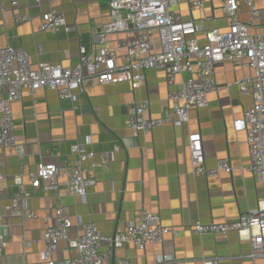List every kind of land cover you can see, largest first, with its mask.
I'll return each mask as SVG.
<instances>
[{"label": "crops", "instance_id": "0c3cea01", "mask_svg": "<svg viewBox=\"0 0 264 264\" xmlns=\"http://www.w3.org/2000/svg\"><path fill=\"white\" fill-rule=\"evenodd\" d=\"M110 1L53 0L72 29L52 33L39 30L47 10L45 0L40 5L35 0H17L18 15L27 18L19 24L11 0H0V48H22L33 68L40 63L75 68L80 47L91 57L99 54L95 34L111 21ZM203 1L202 9L192 8L188 0H178L170 9L183 20L195 22L200 45L206 43L202 30L226 32L230 25L221 0ZM246 1L239 0V20L249 25L250 34L264 35V0H254L258 15L253 20ZM155 39L158 42L157 33ZM122 40L131 38L110 36L113 45ZM124 53L125 49L117 60L119 66L125 64ZM253 74L251 69L235 67L229 61L218 64L214 74L217 91L208 95L206 109L190 111L189 121L179 128L167 124L137 136L126 124L133 108L148 102L145 117L163 118L171 106L170 93L181 89V78L168 86L164 71L151 69L145 72L146 85L134 90L128 82L101 85L91 77L77 92L75 103L61 98L55 90L42 89L34 96L23 90L21 99L11 104V134L17 144L25 146L26 157L22 168L11 149L3 150L0 207L4 210L12 205L20 190L16 179L22 189L31 191L30 173H35L41 163L73 162L71 147L80 144L95 153L88 168L96 184L87 190L83 201L70 194L65 176L59 178L61 203L73 226L72 238L83 234L89 223H94L103 236L123 233L142 210L159 214L164 226L179 231L176 236L167 235L161 243L147 244L144 250L128 244L115 250L105 264H121L124 260L127 264H203L205 258L215 256L221 259L219 264H264V259L248 257L251 245L236 232L227 236L192 232L197 223H232L264 208L263 192L248 171L251 155L246 132L235 129V121L253 107L252 97L243 95L236 83ZM194 132L202 135L206 168L217 170L219 162L227 160L232 174H193L187 145ZM107 155L110 162L103 167ZM59 204L52 193L38 191L25 200L23 217L5 211L3 234L8 245L3 264H47L40 259L45 249L44 224L48 217L49 224L55 225L54 209ZM31 213L37 218H28ZM102 251L109 248L104 245ZM77 254L62 241L55 264H65Z\"/></svg>", "mask_w": 264, "mask_h": 264}, {"label": "built area", "instance_id": "2783aa9c", "mask_svg": "<svg viewBox=\"0 0 264 264\" xmlns=\"http://www.w3.org/2000/svg\"><path fill=\"white\" fill-rule=\"evenodd\" d=\"M41 4L44 0H35ZM222 11L230 21L229 29L221 32L218 29L203 31L206 43L200 45L196 35L199 29L194 21H185L171 13L170 9L178 0H111V21L97 30L95 37L99 41V54L91 57L84 47L79 48V62L75 68L61 65L40 63L36 68L31 66L29 55L22 48L7 45L0 48V182L4 177L5 157L3 150L11 149L24 167L26 157L25 146L17 144L11 134L13 118L11 104L22 97L23 90L31 96L42 89L55 90L61 98L75 103L87 78L94 77L98 83L117 84L128 82L134 90L146 85L145 72L151 69L164 71L167 85L175 84L181 78V89L170 93L171 106L165 116L159 119H147L148 102H140L132 110V116L126 124L137 136L152 132L154 129L171 124L181 127L189 121L192 110H203L208 107V95L217 91L214 81L216 66L229 61L235 67L249 68L253 76L236 83L243 95L251 96L253 107L244 112L243 117L235 121V129L245 131L250 148L251 163L248 171L254 176L263 192L264 203V35H252L249 25L239 20V0H221ZM47 10L42 14L41 32L57 33L61 28L70 31L65 15L59 12L53 0H45ZM194 9L204 7L203 0H188ZM247 6L253 20L258 15L254 0H247ZM11 7L16 13V22L22 23L26 17L18 15L17 0H11ZM3 8L0 7V15ZM158 34V42L155 34ZM123 34L129 41H119L113 45L110 36ZM122 58L125 64L119 66L117 60ZM118 150V148H116ZM187 150L191 169L197 176H219L221 172L232 174L227 160L219 162L217 170L209 171L205 165L203 138L199 132L189 135ZM55 156H59L54 151ZM74 161L61 163H41L35 173H30L31 191L22 189L21 181L16 179L19 192L12 200V205L4 210L0 207V264H3V253L8 245L3 234V218L5 211L12 216L23 217V204L32 194L38 191L52 193L59 201L54 209L55 225L51 226L45 219L44 244L40 259L47 264H55L59 243L65 241L70 248L77 251V256L67 260L65 264H105L112 253L128 244L138 250H144L147 244L161 243L167 235L176 236L179 231L164 226L159 214L142 210L138 218L127 224L123 233L103 236L94 223L84 226L83 234L74 238L72 222L61 203L59 178L65 176L71 195L86 200L87 190L96 184L88 165L95 158V153L86 146L76 144L71 147ZM110 162L106 156L103 167ZM3 191L0 187V200ZM30 219L37 215L31 213ZM192 232L199 235L211 234L227 236L231 232L238 233L249 241L250 259H264V208L259 207L249 214L242 215L232 223H213L204 225L197 223ZM27 246L28 243L22 240ZM107 246L108 252L102 247ZM165 258L160 263L165 262ZM219 257L205 258L203 264H219ZM127 264V260L121 261ZM186 264V262H183Z\"/></svg>", "mask_w": 264, "mask_h": 264}]
</instances>
